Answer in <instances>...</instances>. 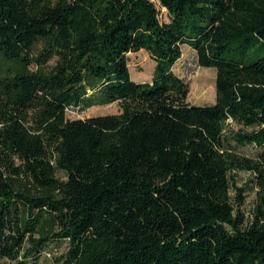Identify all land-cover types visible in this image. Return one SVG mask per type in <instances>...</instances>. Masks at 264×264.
<instances>
[{
  "label": "trees",
  "instance_id": "16d2710c",
  "mask_svg": "<svg viewBox=\"0 0 264 264\" xmlns=\"http://www.w3.org/2000/svg\"><path fill=\"white\" fill-rule=\"evenodd\" d=\"M183 44L216 69L212 105L188 101ZM0 55V264L53 242L51 264H264V0H0ZM238 170L260 187L249 222Z\"/></svg>",
  "mask_w": 264,
  "mask_h": 264
},
{
  "label": "rangeland",
  "instance_id": "374dc122",
  "mask_svg": "<svg viewBox=\"0 0 264 264\" xmlns=\"http://www.w3.org/2000/svg\"><path fill=\"white\" fill-rule=\"evenodd\" d=\"M160 18L162 21H168L169 16L165 8L160 7ZM129 58V65L132 79L137 82L151 81L155 67V60L151 58L149 53L141 49L137 52H130L127 54ZM14 61L6 59L0 55V71L6 70L9 66L13 65ZM177 75L183 78L189 85L188 101L191 104L200 106L212 105L216 102V69L213 67L200 66L198 61L197 52L188 44L182 45V56L177 60L173 67ZM202 87L200 91L197 86ZM207 86V87H206ZM209 86V87H208ZM204 89V90H203ZM197 90V91H196ZM121 110L118 101L94 105L91 107L80 106L77 108H68V116L73 118H87L94 115L102 114H116ZM240 126L236 123L231 125V128L237 130ZM235 145V144H234ZM238 152L244 155H256L259 150L252 144L236 146ZM59 176H64L63 172L58 173ZM235 183L238 186L244 187L243 191L245 201L241 205V210L246 216V221H250L253 217L255 205L258 202V195L260 187L254 181V174L249 171L238 170L233 173ZM233 200L235 201V191H232ZM66 248V242L51 243L47 249L42 253L40 261L46 264L53 263V258L62 253Z\"/></svg>",
  "mask_w": 264,
  "mask_h": 264
},
{
  "label": "bare ground",
  "instance_id": "6f19581e",
  "mask_svg": "<svg viewBox=\"0 0 264 264\" xmlns=\"http://www.w3.org/2000/svg\"><path fill=\"white\" fill-rule=\"evenodd\" d=\"M206 87H207V86H206ZM208 87H209V86H208ZM201 88H202V87H200L199 85L197 86V90H198V91L202 90ZM197 90H196V91H197ZM203 90H204V89H203Z\"/></svg>",
  "mask_w": 264,
  "mask_h": 264
}]
</instances>
